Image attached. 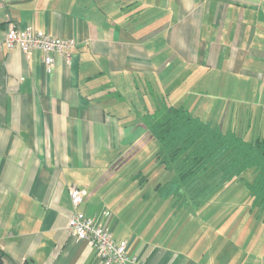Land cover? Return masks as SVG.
<instances>
[{"label":"crops","instance_id":"0c3cea01","mask_svg":"<svg viewBox=\"0 0 264 264\" xmlns=\"http://www.w3.org/2000/svg\"><path fill=\"white\" fill-rule=\"evenodd\" d=\"M12 24L77 46L51 72L39 50L0 52L3 264H101L67 232L71 186L87 194L79 211L112 212L113 237L142 264H264V213L226 204L204 216L217 220L205 237L198 212L156 189L174 171L155 158L151 186L129 158L155 141L163 106L264 136V0H0V40Z\"/></svg>","mask_w":264,"mask_h":264},{"label":"trees","instance_id":"16d2710c","mask_svg":"<svg viewBox=\"0 0 264 264\" xmlns=\"http://www.w3.org/2000/svg\"><path fill=\"white\" fill-rule=\"evenodd\" d=\"M162 111L150 128L159 145L155 158L158 166L174 171L175 178L156 184L158 193L166 192L176 207H200L219 189L244 183L245 173L254 169V180L245 182L249 189L248 206L255 217L256 213H264V136L247 141L242 132L223 131L193 117L185 108L163 106ZM79 212L101 222L113 235L108 226L112 212L106 209L99 217ZM3 259L0 252V264Z\"/></svg>","mask_w":264,"mask_h":264},{"label":"built area","instance_id":"2783aa9c","mask_svg":"<svg viewBox=\"0 0 264 264\" xmlns=\"http://www.w3.org/2000/svg\"><path fill=\"white\" fill-rule=\"evenodd\" d=\"M76 46L75 39L39 33L32 26L21 29L15 24L9 26L4 38L0 40V52L15 49L26 55L34 50L43 52V62L47 72L52 71L57 57H65L69 60ZM69 192L74 210L67 224V232L72 238L87 241L100 258L101 264H142L137 258L128 257L127 240L116 241L105 225L77 211L87 195L85 190L71 186Z\"/></svg>","mask_w":264,"mask_h":264},{"label":"rangeland","instance_id":"374dc122","mask_svg":"<svg viewBox=\"0 0 264 264\" xmlns=\"http://www.w3.org/2000/svg\"><path fill=\"white\" fill-rule=\"evenodd\" d=\"M143 99H144V95L142 92H140V96L137 98L135 105L137 103H140ZM119 104H120V107L123 111V109H124L123 106L126 105V101H124V103H123V101L122 102L119 101ZM142 107H143L142 105L137 106V109H142ZM217 111H218V108H217ZM119 116H121L122 119H126V117H127L126 113L125 114L123 113V115L120 114ZM144 123L146 125H150L151 121H145ZM156 145H157L156 141H153L152 145L149 148L142 150V152L139 153L138 155L136 152H134V153H131L129 156V158H131V159L134 158L135 155L137 156L135 159H133L134 163H132L131 166H134L135 163H138L139 165H141V169H145L147 174L153 176V181L151 182V186L154 185L155 175L152 172L154 165H152L150 163L155 161V154L157 151ZM254 172H255L254 169L248 170L244 175V177H245L244 183L234 185V186H239L238 188L234 187L235 189H234V192L232 193V194H235L234 199L231 196L232 194L229 196L221 197L220 199L217 198L216 200L214 198L211 201L204 202L200 207H198V209H194V206H188V209L186 211H184L186 215L188 214L187 212H191V213H197L198 212V216H196L197 223L200 224V226L202 228V233L205 234V237H207L208 234L210 233L209 228L211 226H213V224H216V222H217V220L215 219L213 221V224H209V225L203 224L204 216L208 212L214 211V210H221L222 207L226 204H229L230 206H232L234 208H238L240 205L247 204V202L249 201L248 200V193H247L248 186L245 182H252L253 181L252 177H253ZM230 197H232V198H230ZM228 198H230V199H228ZM170 213H172L171 210H170ZM173 218H174L173 221H175L176 217H173ZM190 224H192V220L189 224H187V226L185 228L186 233L190 232V226H189ZM237 246H239V244Z\"/></svg>","mask_w":264,"mask_h":264}]
</instances>
